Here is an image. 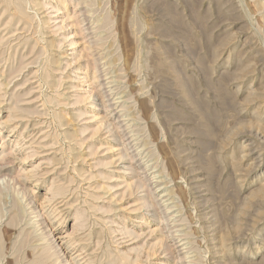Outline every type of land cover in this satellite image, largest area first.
I'll use <instances>...</instances> for the list:
<instances>
[{
  "label": "rangeland",
  "instance_id": "rangeland-1",
  "mask_svg": "<svg viewBox=\"0 0 264 264\" xmlns=\"http://www.w3.org/2000/svg\"><path fill=\"white\" fill-rule=\"evenodd\" d=\"M0 264H264V0H0Z\"/></svg>",
  "mask_w": 264,
  "mask_h": 264
},
{
  "label": "bare ground",
  "instance_id": "bare-ground-1",
  "mask_svg": "<svg viewBox=\"0 0 264 264\" xmlns=\"http://www.w3.org/2000/svg\"><path fill=\"white\" fill-rule=\"evenodd\" d=\"M156 177V176H155ZM29 199V198H28ZM34 202V201H33ZM25 210V209H24ZM40 213V212H39ZM44 218V217H43ZM14 220V219H13ZM15 221V220H14ZM45 223V222H44ZM49 227V226H48ZM51 229V228H50ZM49 232V231H48ZM51 232V231H50ZM52 232H53V230H52ZM51 232V233H52ZM51 238V237H50ZM54 244H56V243H54ZM49 246H51L50 244H49ZM61 246V245H60ZM60 246H59V248H60ZM20 248V247H19ZM62 255H63V252H62ZM62 257V256H61Z\"/></svg>",
  "mask_w": 264,
  "mask_h": 264
}]
</instances>
